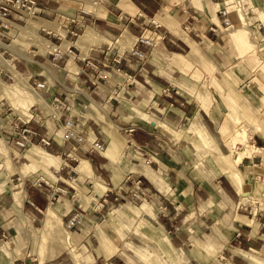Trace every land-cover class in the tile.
Wrapping results in <instances>:
<instances>
[{"label": "crops", "instance_id": "1", "mask_svg": "<svg viewBox=\"0 0 264 264\" xmlns=\"http://www.w3.org/2000/svg\"><path fill=\"white\" fill-rule=\"evenodd\" d=\"M235 1L107 0L93 13L81 9L75 18L63 24L61 46L73 48L74 56L70 59L77 56L79 67L89 55L102 58L106 54L110 59L121 55V62L116 65L120 74L100 67L102 78H95L94 72L92 80L80 75L83 90L90 96V104L96 111L87 106L94 118L85 121L86 133L101 136L107 145L101 154L86 152L73 141L56 138L48 129L31 123L32 128L50 138L51 145L46 151L61 158L59 167L44 164L47 173L42 174L44 180L47 176L54 178L53 184L57 187L49 182L39 188L35 179L40 174L33 171L20 183L24 200L17 204L18 185L12 183V176L25 168L14 161L17 157H28L32 164L30 156L34 154L35 145L17 147L9 134L10 125L9 130L2 129V136L4 131L6 136L9 134L8 140L3 138L9 145V160L16 170L9 172L5 162H0V235L2 232L12 235L9 240H0V264H264V154L257 150L264 151L263 79L258 70H252L247 58L237 62L233 47L232 54L224 57L226 79L236 90L234 99L240 101L242 95L252 107L260 109L258 122L263 126V130L251 132L249 148L238 144L232 152L220 132L227 112L225 100L213 95L205 110L192 95L183 94L172 70V67L179 68L183 56L178 52L180 43L192 48L199 39L222 46L217 40L222 38L223 32L220 35L207 32L206 26L214 19L213 11L219 21L218 9L233 6ZM238 1L245 10L253 35L264 33V23L254 10L255 7L264 12V0ZM39 7L43 16L46 9ZM42 20L47 19L43 16ZM187 22L196 32L183 29ZM69 30L75 34L71 35ZM68 36L70 40L74 36L75 40L69 41ZM159 43L167 54L176 55L174 60L157 54ZM258 45L259 56L264 60V36ZM134 46L147 53L145 60L132 55ZM85 70L91 72L88 67ZM63 74V79L68 81ZM21 79L26 82L25 75ZM111 140L116 141L117 148L107 153ZM227 156L238 160L234 169L240 176V184L231 175L230 164L224 159ZM86 163L92 169L91 176L82 175L78 170ZM132 165H138L143 172H134L130 169ZM69 171L78 177H70ZM63 172L73 181L93 177L91 181L96 184L93 198L69 199V204L59 201L61 196L56 190L60 188L59 181L69 183ZM26 181L28 189H24ZM130 190L139 197L152 195L156 204L152 206L144 201L136 205L129 199L123 209L127 214L122 210L120 214L108 215L110 222L103 225L105 229L100 223L95 226L96 237L86 230L94 236L96 247L86 234L82 237L83 243L72 251L69 249L76 245L77 239L67 248L59 246L60 251L40 260L34 253L35 257L30 258L29 252L17 244L19 215L27 203L35 209L46 208L44 212L55 209L63 220L77 204H90L103 192L111 202L120 194L130 196ZM75 196H78L76 192L72 197ZM54 199L61 203L59 209L50 207ZM144 204L151 206L152 211L142 210ZM33 211L29 210L31 214ZM118 221L120 226L115 225ZM107 230L114 234L108 240L103 235L110 236Z\"/></svg>", "mask_w": 264, "mask_h": 264}, {"label": "rangeland", "instance_id": "2", "mask_svg": "<svg viewBox=\"0 0 264 264\" xmlns=\"http://www.w3.org/2000/svg\"><path fill=\"white\" fill-rule=\"evenodd\" d=\"M36 1L39 6L46 9V13L43 14V16L47 20L43 21L42 19H39L30 22V18L28 16H24L23 21H17V24H12L11 30L7 32V37L2 38L0 36V42L2 43V45H0V133L4 128L6 130H9V120L11 118H14V116L20 115L28 118V110L32 105L39 106L40 110L45 115H50L52 113L58 114V111L55 109V107L51 109L53 105L51 104L52 98H50V94L54 91V93H57V91L59 90V86L57 84H52V78L50 76L54 75L67 87L73 88L72 82H64V71L55 69L50 66L48 61L50 60L51 56L48 51L53 50L55 47L54 45L50 44V42L55 45L61 44L63 42V32L60 29H64L62 24L67 23V19L75 18V16L79 14V11L81 9L89 11L88 8L94 0ZM231 8H233L231 12L233 25L231 28L223 30L222 38H219L217 40L218 43L222 46L219 47V45H217L216 43L213 44L210 42H201L199 39L195 38V47H197L198 49L193 51L192 48L186 47V45L180 43L178 52L183 56L180 57L178 65L179 68L172 67V70H174L173 74L176 78L177 85L180 87V90L183 92V94H186L188 96L192 95V97L201 105L202 108L204 107L205 110L209 108L213 100V95L215 97L216 95H220L225 100L227 105V112L224 115V120L220 128V132L226 143L230 146L231 151L233 152L236 145L238 144L249 148V138L251 136V132L263 130V126L258 122L261 113L260 109L252 107L250 102L242 95L240 101L234 99L233 96L236 95V90L231 85V82L226 79L225 70L223 69V59L224 57L227 58L228 54H232L231 51L233 47L237 52V54L235 53L238 59L237 62H243L247 58L246 61L251 62L252 70H258L263 79L262 83H264V60L259 56L258 53V42L264 36V33L261 32V34H257L256 36L253 35L254 33L251 32L246 21L245 10L239 4L238 0L233 3V6H231ZM254 10L258 13L260 20L264 23L263 17L261 16L259 10L257 8L255 9V7ZM213 16V21L219 24V21H217V18L215 17L214 11ZM19 25L30 27L29 31L23 30V28H21ZM40 29L46 31H41ZM67 39L73 42V40H75V37L73 36L72 40H70L71 36H68ZM177 42L179 43L180 41ZM156 49L158 50L157 54H159L160 56L165 55L169 58V60L172 58L174 60V58L176 57L175 54H167L161 43L156 46ZM40 54H43L44 56H41ZM257 59L263 61V63H261V65L263 66L262 69L256 64L255 61ZM73 60L74 58L68 60V58L66 57L64 65L67 63L65 68L74 75L78 72V69L73 65ZM15 65L16 69L19 72L14 68ZM8 68L12 69L14 72L10 71V69ZM31 71L35 73H32ZM23 74L26 77V82L21 79L24 78ZM167 74L171 75L170 71H168ZM35 78H40L42 80H44L45 78L47 79L48 84H52L47 92L40 93V95L45 98L46 102L39 100L38 96H36L38 93L36 94V91L33 89V80ZM173 81H175V79H173ZM173 84L175 85V83ZM81 89H83V86H81ZM59 91L61 93V96L65 95L68 96L69 99H71V92L63 89ZM85 100L86 104L84 106L81 107L76 105L75 107L78 111L83 113V122H85L89 118H94V115L87 111L88 105L92 107V105L90 104V96L87 95ZM93 110V112H96L95 108H93ZM6 116H9V118H6ZM160 124L172 131L171 128L167 125L163 123ZM47 129L52 136L56 138L61 137L55 121L48 120ZM243 131L247 142H243L242 140L244 139ZM3 134L5 135L2 136V134H0V162L2 164V162L4 161V164L6 168H8V171L13 172L16 170V168L13 166L11 160H9L10 148L8 147V143H6L4 140V138L7 140L9 139L7 137L9 136V134L7 133L6 136L5 131ZM97 137L100 138V140L105 145H107L101 136L97 135ZM109 146L110 147L107 150V153L116 151V141L111 140ZM30 147H32V145H30ZM33 151L35 156H45V153L42 150L33 147ZM261 152L264 154V151L261 150ZM14 162L17 166H24L25 171L16 173L12 176L13 184L18 185L22 183V179H24L26 175L31 174L33 171L40 174L35 180H39L41 182V188L49 185L50 183H55L54 178L52 177L47 176V179L44 180L45 178L42 176V174L47 173V166L43 163H39L40 165H35L34 161L31 164V161L28 157H17ZM25 163L28 164L27 167L25 166ZM38 166H40L41 168ZM42 167H45L46 169ZM130 169L134 172L142 171V169H140L138 165H132ZM70 172L71 171H69V173ZM94 173H97L95 169ZM63 175L65 176V178H68L67 180L69 181V183L59 181L58 186H60V188L56 189L57 194L61 196L60 199L58 197L59 201L61 200L68 203L69 199L76 200V198L82 196L85 198V200L89 197L93 198L91 196H93L95 190L94 186H96L94 181H91L93 177L87 179L84 177H80L73 181L72 179H69V174H65L63 172ZM70 177L74 178L78 177V175L71 172ZM27 182L28 181H26L24 189H28L29 183ZM53 185L57 187V184ZM72 186H74L75 188ZM75 192L78 194V196L72 197L73 195H75ZM129 193L130 196H126V194H120L118 198L116 197L113 199V201L110 202V200L107 199L106 194L105 196L103 195V192L101 197L95 196L94 200L92 199L90 204H85L84 202H81V204H77L78 206H75L73 208H76L77 210H79V212L82 213V218L81 223L77 227H74L72 229H68L66 227V223L71 216L73 209L64 217L63 220L60 214H58L54 209L57 214L56 219H51L49 221L51 225L48 229V233L43 239H40L39 241L36 239V236H38L40 229L43 227L42 223L44 225V210L46 208L35 209L32 205L27 203L26 205H24L19 215L20 225L18 228L19 232L16 236L17 244L18 246L24 248L29 252L30 258L35 257L32 255V253H34L36 256H39L40 260H42L44 257L46 258V256L48 257L53 255V252L58 250L59 246L67 248L75 239H77L76 245H73L69 249V251H72L73 248H76V246H79L81 243H83L82 241L83 238L87 236L86 234H88L87 238L91 240L92 246L96 247L94 236H92L91 233H86V230L92 232L96 237L95 226L100 223L101 228L105 229L103 225H106V221H109L108 215L109 217H111L110 215L114 216V213L116 212L117 214H120L119 211L126 209V205H128L129 199V201H132L131 199H133L134 202H132L136 205L144 201L150 203L152 206L156 204V198H154L152 195H141L140 197H136L133 195H137L136 192L130 190ZM17 196L18 195H15V199L17 201V204H19L22 200H24V196ZM105 197L107 200L103 201V198ZM60 205L61 203L56 202V200L54 199L50 207L59 209ZM31 209L32 211L34 210L32 212L33 214L29 212V210ZM97 209L100 210V213H96ZM117 209L119 210L117 211ZM139 209L140 208H138V210ZM141 209L147 212L152 211L151 206H149L148 204H144ZM125 214L127 213L125 212ZM119 223L121 222L118 221L115 223V225L120 226ZM87 225L90 227H88ZM115 231L117 232V230ZM108 233L110 234V236L103 234L106 240H108L110 237H114L113 233H110L109 231ZM6 234L7 238L5 240H9L12 238V235L9 232H7ZM117 234L118 237L121 236L119 232H117Z\"/></svg>", "mask_w": 264, "mask_h": 264}, {"label": "built area", "instance_id": "3", "mask_svg": "<svg viewBox=\"0 0 264 264\" xmlns=\"http://www.w3.org/2000/svg\"><path fill=\"white\" fill-rule=\"evenodd\" d=\"M96 1L103 3L107 0ZM231 12V6L224 5L220 7L218 9L219 24L210 21V23L206 26V31L220 35L223 30L231 28L233 25ZM24 16H28L30 20L43 19L42 10L37 5L36 0H0V36L2 38L7 37V32L11 30L12 24H17V21H23ZM183 29L187 32H196L195 28L188 24V22L184 24ZM40 30L46 31L43 29ZM69 32L71 35L75 34L73 30H69ZM50 44L55 46L53 50L48 51L51 56L48 61L50 66L58 70H63L65 78L73 83V88L67 87L54 75L50 76L52 78V84H57L59 86V90L63 89L71 92V99L65 95L61 96V93L58 90L59 92L57 91L51 99V104L58 111V114L52 113L50 115H45L42 113L39 106L32 105L28 110V118L20 115L14 116V118L10 121L9 131V134L13 136L14 145L20 148H25L32 144H36L43 149L48 150L51 145L50 138L44 136L39 130L32 128L31 123H36L39 127L47 129L48 120H52L58 125L61 138L65 141H73L79 149L86 152L101 154L106 145L95 134L92 136L90 131H87L86 133V122L82 121L84 118L83 113L75 108L76 105L81 107L84 106L86 104L85 99L88 95L86 91L81 89L84 82L81 81L80 75L82 73L92 80L91 77L94 72L95 78H102L103 73L101 72L100 67L110 69L117 74H120L121 71L116 65L121 62V55L113 56L111 59L108 58L106 54H103L102 58H98L95 55H89L87 58L82 60L84 61L83 66L80 67L77 64L76 56L72 62L78 69V72L73 75L65 68L67 63L64 65L66 57L70 60L71 55H74L73 48L70 45L62 47L61 44L55 45L51 42ZM131 53L140 60H145L147 58V53L142 52L137 46H134L131 49ZM87 67L91 70L90 73L85 70ZM52 84H48L47 79L45 78L44 80L35 78L33 80V89L36 93L40 94L42 92H47ZM128 131H131V128H129ZM35 184L41 188V182L39 180H37ZM133 195L138 197V194ZM103 201H106V199L103 198ZM81 218L82 213L76 208H73L72 214L67 220L66 227L68 229L77 227L81 223ZM6 238V232H2L0 240H4Z\"/></svg>", "mask_w": 264, "mask_h": 264}, {"label": "bare ground", "instance_id": "4", "mask_svg": "<svg viewBox=\"0 0 264 264\" xmlns=\"http://www.w3.org/2000/svg\"><path fill=\"white\" fill-rule=\"evenodd\" d=\"M127 1V0H126ZM92 5V6H91ZM90 6H89V8H88V10L90 11V12H92L93 13V10L95 9V8H97L98 6H100L101 5V3L100 2H98V1H96V0H94L93 2H92V4H91ZM258 9V8H257ZM165 10V9H164ZM259 10V12H260V14H261V16L263 17V20H264V12L263 11H261L260 9H258ZM33 20L31 19V21L30 22H32ZM20 26V25H19ZM21 28H23V30H26V31H29V28L30 27H24V26H20ZM19 27V28H20ZM84 34V33H83ZM81 36V35H80ZM145 38V37H144ZM184 39H186V38H184ZM81 40V39H80ZM122 40H120V42H121ZM120 42H119V44H120ZM124 42V41H123ZM186 42H187V39H186ZM122 43V42H121ZM0 45H2V43L0 42ZM198 48L197 47H195V45H192V50L193 51H195V50H197ZM189 55H190V53H189ZM33 62V61H32ZM256 64L262 69L263 68V66L261 65V63H263V61H260V59H257L256 61ZM37 94V93H36ZM36 96H38V98H39V100H41V101H43V102H46V100H45V98L43 97V96H41L40 94H37ZM36 99H37V97H36ZM52 108H54V107H51V109ZM225 129V128H224ZM236 129V128H235ZM243 130V129H242ZM228 135V134H227ZM230 135V134H229ZM230 137V136H229ZM232 137V136H231ZM243 137H244V139H242L243 140V142H247L246 141V137H245V134H244V131H243ZM33 145H35V146H33ZM32 146L34 147V148H37V149H39V150H42L44 153H45V156H43V157H39V156H35L34 154L33 155H31L30 157L32 158V160L33 161H35V162H37V163H43V164H54V165H56L57 167H59V165H60V161H61V158H60V156L59 155H54V154H51L50 152H47L46 150H44L42 147H39V145H36V144H32ZM235 146V145H234ZM232 149H234V148H232ZM209 150H210V148H209ZM257 150L259 151V152H261V148L260 149H258L257 148ZM234 151V150H233ZM232 153V152H231ZM240 157L241 156H239V158L238 159H240ZM225 160H227L228 161V163L230 164V166H229V170H230V172L232 173L231 175H233L234 176V179L237 181V183L238 184H240V182H241V179H240V176H239V174H238V172L234 169V166H235V164L238 162V160H230V156H227V157H225L224 158ZM222 163V162H221ZM83 164H84V162H83ZM225 165V164H224ZM77 168H79V167H77ZM79 172L83 175V174H89L90 176H91V167H90V165L88 164V163H86L84 166H82V167H80L79 169ZM87 176V175H86ZM21 185L22 184H18V186H17V191H15V194L16 195H18V196H21V195H23V192L20 190V188H21ZM22 192V193H21ZM241 193V192H240ZM243 194V193H242ZM245 195V194H244ZM17 196V197H18ZM56 216H57V214H56V212L54 211V209H49V210H47L46 212H45V219H44V225H43V227L40 229V231H39V233H38V236H36V239L39 241L40 239H43L46 235H47V233H48V229L50 228V220L51 219H53V220H55L56 219ZM157 237H158V235H157ZM58 251H60V250H58ZM57 255V254H56ZM60 255V254H59Z\"/></svg>", "mask_w": 264, "mask_h": 264}]
</instances>
